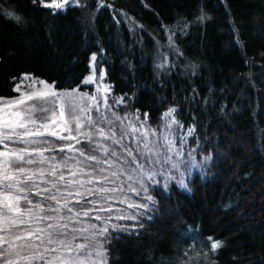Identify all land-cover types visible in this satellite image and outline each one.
<instances>
[{"label": "trees", "instance_id": "obj_1", "mask_svg": "<svg viewBox=\"0 0 264 264\" xmlns=\"http://www.w3.org/2000/svg\"><path fill=\"white\" fill-rule=\"evenodd\" d=\"M45 1L0 0V98L18 95L24 75L91 87L84 80L97 54L111 100L146 116L154 136L168 119L177 147L126 190L97 176V160L58 150L60 139H7L18 150L45 148L47 158H10L0 171L23 220L1 230L0 261L41 264L63 240L100 257L92 264H264V0ZM158 42L177 50L161 67ZM180 149L185 165L169 169ZM116 209L120 218L106 223Z\"/></svg>", "mask_w": 264, "mask_h": 264}, {"label": "rangeland", "instance_id": "obj_2", "mask_svg": "<svg viewBox=\"0 0 264 264\" xmlns=\"http://www.w3.org/2000/svg\"><path fill=\"white\" fill-rule=\"evenodd\" d=\"M83 1L85 0H51L45 1L44 4H51L59 8L65 7L70 3L80 4ZM155 45L154 59L157 67H161L167 62L170 52H177L171 42H158ZM183 69H188V65H185ZM84 82L90 84L91 87H86L87 89H58L44 79L32 75H24L16 85V89L19 92L18 95L0 98V138L12 136V139L16 141H32L39 136H52L49 133L55 131L58 135L52 137L59 139V136L69 135L68 128L70 127L71 136L75 137V139H60L64 143L58 147V150L61 151V148H63L64 152L70 154H77L83 151V156H94L96 158L94 160L100 161L99 163L97 162L98 165L92 163V165H97V167H93L95 172H98L97 176H101V179H105V177L112 179L113 183L116 184L115 186L127 185L125 186L126 190L132 188L134 182L138 181L141 183L145 178H149L151 174H154L155 170H150L153 167L151 163L154 158L164 164L168 159V152L171 151V148L177 147L174 142L176 135L171 129V122L165 119L159 131L154 133V136L151 129H146L148 128L146 116L137 110L131 111L123 107L126 102L120 97H113L111 100L110 87L105 80V67L97 54L93 55L91 59V71ZM73 106H75V116L80 124L79 132H77L76 123L71 122V109ZM114 107L117 108L118 113ZM61 111H63V116H61ZM53 112L56 116L54 121L42 119L44 116L51 117ZM89 120L92 123H89ZM45 124L48 125L47 128L42 127ZM100 130H103L104 135L99 134ZM28 132L32 134L27 135L26 133ZM177 132V136H182L180 129ZM37 133L43 134L38 135ZM83 133H90L91 140L85 139L82 135ZM17 137H22L23 139H18ZM6 140L4 139V142L0 144V153H5L0 155V171L4 172L7 170V161L10 158H16L18 155L29 159L33 156H39L41 160L42 158H47L45 148L18 150L10 145L5 147ZM115 141H120V143L117 144ZM90 142L93 147H98L91 148L92 145L84 147L85 144ZM131 147H134L131 153H134L133 155L136 158L142 157L138 154L140 152L144 155L140 163L132 155H128ZM104 149L108 150L107 153H105ZM159 152H163L162 158L158 156ZM147 155L149 160H146ZM176 161L178 162L172 163L170 159L169 169L185 165V158L181 149ZM190 165H193L192 159ZM76 166L77 168L83 167L82 164ZM101 170L103 171L100 172ZM4 183L3 176L0 179V186ZM120 216V212L117 209L112 210V213L106 216V223L114 222ZM22 222L23 220L18 216V209L15 208L10 193L6 190H0V245L3 242L1 230ZM87 226L85 225V227ZM57 230H60V242L63 239V235H60L63 230L59 228ZM39 243L44 244L43 242ZM53 244L51 243L50 246L51 255L46 257L41 264H92L100 259V257L95 259L93 254L80 255L66 249L63 245L62 247L61 245L56 246ZM23 258L27 259L25 263L22 262ZM33 259L34 257L29 255L26 257L11 255L8 261H0V264H34Z\"/></svg>", "mask_w": 264, "mask_h": 264}, {"label": "snow or ice", "instance_id": "obj_3", "mask_svg": "<svg viewBox=\"0 0 264 264\" xmlns=\"http://www.w3.org/2000/svg\"><path fill=\"white\" fill-rule=\"evenodd\" d=\"M9 15H11V14L9 13ZM17 19H19V17H17ZM68 95H71V94H68ZM71 112H72V115H71V122L76 123V126H77V132H79L80 124H79V120H78V118L75 116V106L72 107ZM61 116H63V111H61ZM42 119H44V120H49V119H51L52 121H54V120L56 119V116H55V113L53 112V114L51 115V117L44 116V117H42ZM89 123H92V121L89 120ZM42 127L47 128L48 125L45 124V125H42ZM68 131H69V135H68V136H59V139H62V140L75 139V137L71 136V128H70V127L68 128ZM26 134H27V135H31L32 133H31V132H28V133H26ZM37 134H38V135H42L43 133H37ZM99 134H100V135H104L103 130H100V131H99ZM49 135L57 136L58 134H57L55 131H52V132L49 133ZM82 135H83L84 138L87 139V140H91V138H92L90 133H83ZM17 138H18V139H23L22 137H17ZM109 138H110V137H109ZM4 139H12V136H4L3 138H0V144H2V143L4 142ZM24 143L27 144V143H30V141H28V140H24ZM31 143H36V141H31ZM115 143L118 144V143H120V141H115ZM5 147H7V145H5ZM69 147H72V146H69ZM63 150H64V149L61 148V151H63ZM73 150H76V149H73ZM104 151H105V153H107L108 150H107V149H104ZM4 154H5V153H0V155H4ZM80 154H81V155H84L83 151H81ZM128 155H129V156L132 155L131 151H128ZM16 159H17V161H23L24 157H23L22 155H18V156H16ZM88 159H89V160H94V159H96V158H95L94 156H89ZM27 163H33V161L29 160V161H27ZM98 163H99V161H98ZM105 163H107V161H105ZM19 171H20V172H23L24 169L21 168V169H19ZM101 171H103V170H101ZM54 174H55V173H53V175H54ZM113 175H115V173H113ZM42 176H43V173H41V177H42ZM9 179H11L10 176H7V175L4 176V180H9ZM25 179H26V180H29V179H33V177H32V176H26ZM60 179L63 180V177L61 176ZM105 179H107V177H105ZM9 187H11V185H9ZM32 187H37V186H36L35 184H33ZM105 191H108V189H103V188H98V189H96V192H97V193H103V192H105ZM113 191H114V189H113ZM38 194H39V193H38ZM85 194H86V195H91V194H92V190H91V189H86V190H85ZM69 195H72V194L69 193ZM77 195H80V193H77ZM51 199L56 200V197H55V196H52ZM57 203H59V201H57ZM89 203H93V202H89ZM64 207L67 208V203H65ZM69 211H71V210H69ZM77 215H80V213H77ZM83 215H89V213H88V212H83ZM97 218H99V217H97ZM49 227H53V226L50 225ZM64 227H66V225H65ZM49 235H51V233H50ZM50 242H52V241L50 240ZM69 243H70V242H69ZM61 244H64L65 247L68 246L67 244L64 243V241H61ZM213 246H214V247L218 246V242H217L216 244H214ZM79 247H83V245H80Z\"/></svg>", "mask_w": 264, "mask_h": 264}]
</instances>
